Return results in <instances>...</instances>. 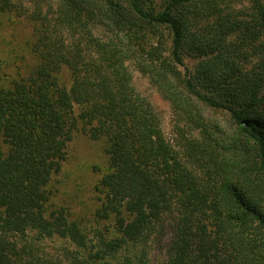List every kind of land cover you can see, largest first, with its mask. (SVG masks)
<instances>
[{
	"label": "trees",
	"instance_id": "obj_1",
	"mask_svg": "<svg viewBox=\"0 0 264 264\" xmlns=\"http://www.w3.org/2000/svg\"><path fill=\"white\" fill-rule=\"evenodd\" d=\"M57 1L54 16L29 15L36 67L0 82V264H149L168 214L177 220L165 264H264V1L251 0L248 19L231 18L227 0ZM13 12L26 15L0 0V13ZM187 58L195 68L183 73ZM129 61L192 125L204 122L195 101L230 112L237 143L227 153L241 154L191 142L207 168L199 179ZM78 129L105 140L108 155L97 215L115 226L93 237L52 204ZM48 244L65 262L47 257Z\"/></svg>",
	"mask_w": 264,
	"mask_h": 264
},
{
	"label": "rangeland",
	"instance_id": "obj_2",
	"mask_svg": "<svg viewBox=\"0 0 264 264\" xmlns=\"http://www.w3.org/2000/svg\"><path fill=\"white\" fill-rule=\"evenodd\" d=\"M163 0H156L160 4ZM264 1V0H263ZM26 15L0 13V82L28 76L37 65V56L33 51L35 42V28L29 20V15L42 10L49 17L57 12V0H14ZM251 0H227L222 4L225 12L235 19H248L251 12ZM240 14V16H238ZM208 21H204L203 24ZM237 38L232 35L231 41ZM156 45V42H154ZM245 53V52H244ZM196 60L185 59V66L180 70L193 71ZM255 62L251 58L249 66ZM128 66L133 75L136 88L155 106L159 113L165 137L176 156L201 180L207 182L204 162L199 163L202 154L190 144L200 142L207 144L210 150L216 146V153L227 154L234 158L236 153H227L236 143L237 126L226 109L210 107L203 102L195 101L196 109L202 116L203 125H192V122L182 116L164 93L152 82L149 75L142 73L133 62ZM186 68V69H185ZM203 129V130H202ZM205 130L210 132L206 134ZM210 138V139H209ZM105 140H92L84 130L74 132L73 139L67 148V158L59 173L52 180L53 208H64L70 219H76L90 231V237L95 232L107 233L114 231V217L103 219L98 216V209L102 208L103 196L100 192L98 180L108 171V155L105 151ZM226 148V151L225 149ZM244 151V149H243ZM246 157H249L244 152ZM177 216L168 214L163 233L152 241L149 264H165L169 257L172 234ZM47 257L53 256L65 260L63 250L58 246L48 244L45 247ZM65 262V261H64Z\"/></svg>",
	"mask_w": 264,
	"mask_h": 264
}]
</instances>
